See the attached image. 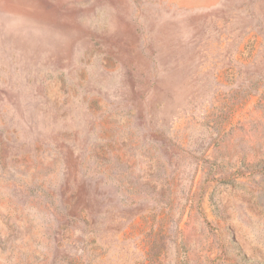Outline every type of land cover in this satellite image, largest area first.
Listing matches in <instances>:
<instances>
[{
    "label": "rangeland",
    "instance_id": "374dc122",
    "mask_svg": "<svg viewBox=\"0 0 264 264\" xmlns=\"http://www.w3.org/2000/svg\"><path fill=\"white\" fill-rule=\"evenodd\" d=\"M0 264H264V0H0Z\"/></svg>",
    "mask_w": 264,
    "mask_h": 264
}]
</instances>
